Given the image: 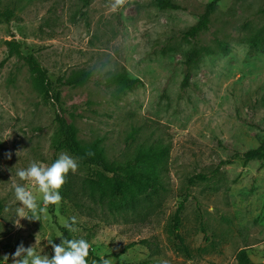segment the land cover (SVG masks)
<instances>
[{
    "label": "rangeland",
    "instance_id": "1",
    "mask_svg": "<svg viewBox=\"0 0 264 264\" xmlns=\"http://www.w3.org/2000/svg\"><path fill=\"white\" fill-rule=\"evenodd\" d=\"M170 1L177 10L157 0H127L117 11L113 0H0L14 12L0 24V264H13L21 243L51 258L48 242L60 244L62 230L110 264H236L240 250L264 264V167L243 160L264 137V0ZM213 2L206 28L185 37ZM11 40L54 85L90 74L89 82L60 88V108L81 145H97L120 167L122 182L126 171L152 174L132 207L124 194L93 200L88 185L112 175L79 162L58 206L45 205L38 186L19 179L31 162L50 166L66 151L53 150L55 110L8 55ZM194 48L198 56L186 66ZM118 74L135 83L105 86ZM146 151L160 156L135 163ZM16 184L37 198L39 221L19 219ZM72 217L75 232L64 227Z\"/></svg>",
    "mask_w": 264,
    "mask_h": 264
},
{
    "label": "trees",
    "instance_id": "2",
    "mask_svg": "<svg viewBox=\"0 0 264 264\" xmlns=\"http://www.w3.org/2000/svg\"><path fill=\"white\" fill-rule=\"evenodd\" d=\"M85 4H88L89 0H84ZM157 4L161 9L177 10L178 7L170 0H157ZM214 2L209 4L204 13L198 18L196 24L192 26L188 31L184 33L185 37L194 38L195 35L206 28L208 18L211 15L214 7ZM264 13V10H263ZM14 17V12L8 8H2L0 4V24L9 23ZM7 52L9 56H15L18 61L22 62L28 72L34 77L37 88L41 92L42 96L52 105L55 110L54 121L58 125V131L60 139L53 147L54 152L66 151L71 156L76 158L79 163L83 165L93 166L100 169L102 172L111 174L110 178L102 177L101 179L91 182L88 185L89 196L99 202L107 201L112 202V199L120 196L121 194L130 196V205L138 200L137 196L144 193L148 181L153 180V176L149 171H126L125 182H122L119 177V166L109 163L102 150L97 145H81L76 138L75 129L66 121L63 114L64 112L60 108L59 104V90L61 87H75L82 85L90 81V74L88 72H78L71 75L65 81L58 80L54 85L47 76V71L43 68L37 60L31 55H25L21 52V44L11 40L5 42ZM205 53H210L208 50H204ZM198 56V51L194 48L191 49L186 56L185 65L188 66L190 62ZM188 74L185 73L182 85H185ZM135 83L134 79H130L123 74L111 76L105 83V86L118 85L120 87L130 88ZM159 153H152L149 151L142 152L136 155L134 162L137 164L151 165V163L159 158ZM244 162L258 160L262 162L264 167V137L261 144L254 148L247 150L243 153ZM55 159L53 160V162ZM199 178H203L199 176ZM181 206L176 209L174 215V228L177 230L179 223V210ZM63 239H71L65 230H62ZM135 243H131L123 248L126 250L134 246ZM87 259H92L97 264H103V259L95 257L90 251V255ZM236 264H252L245 254V250H240L236 255Z\"/></svg>",
    "mask_w": 264,
    "mask_h": 264
},
{
    "label": "clouds",
    "instance_id": "3",
    "mask_svg": "<svg viewBox=\"0 0 264 264\" xmlns=\"http://www.w3.org/2000/svg\"><path fill=\"white\" fill-rule=\"evenodd\" d=\"M127 0H113L111 5L112 11H117L123 7ZM17 155V153H16ZM7 158H11V154H6ZM79 164L76 158H73L66 152H62L58 158L50 165H44L33 161L25 169H20L17 176L21 181H33L38 190L43 194V202L45 205L58 206L63 197L61 190L67 181L69 173L75 174ZM15 199L21 205L20 218L39 221V212L42 211L37 198L33 193L27 190L20 184L14 185ZM25 210L31 215H26ZM19 219L16 225L19 227ZM76 217H72L71 221H65L64 227L70 232H75ZM53 250V255L49 258L47 255L37 254L33 246L27 248L21 243L17 246L12 255L13 264H88L90 255V244L85 239H61L60 244L48 242ZM4 259H8L5 256ZM103 264H110V261L105 259Z\"/></svg>",
    "mask_w": 264,
    "mask_h": 264
}]
</instances>
